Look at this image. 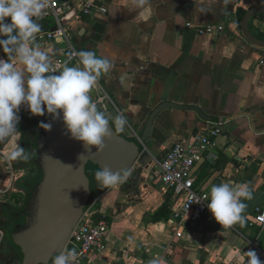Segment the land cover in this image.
<instances>
[{
  "label": "crops",
  "instance_id": "crops-1",
  "mask_svg": "<svg viewBox=\"0 0 264 264\" xmlns=\"http://www.w3.org/2000/svg\"><path fill=\"white\" fill-rule=\"evenodd\" d=\"M100 2L107 12L73 21L70 35L79 52H94L113 64L98 80L120 110L111 105L105 112L111 123L116 115H125L128 125L119 133L136 139L150 111L163 101L197 106L206 115L222 119L218 123L221 133L195 165V184L210 192L222 182L243 183L252 198L243 201L242 223L220 229L214 222L201 221L202 232L186 229L175 237L168 224L172 194L162 189L153 174L157 168L147 169L133 185L134 168L122 184L107 187L92 199L109 227L104 249L82 264H150L154 259L158 264H246L244 253L254 250L253 244L264 249V229L248 224L254 207L264 203V49L243 37L239 15L262 0ZM51 19L36 23L41 30L49 29ZM186 23L220 25L223 30L198 34ZM44 24L48 27L43 28ZM250 30L264 36V21L253 18ZM38 46L50 60L62 54L61 43ZM18 69L24 66L19 63ZM134 104L139 105L138 112L129 110ZM18 114L50 116H33L21 108ZM213 125L199 119L195 111L165 109L156 117L145 144L161 157L174 141H188L200 129ZM16 135L0 150L6 158L11 151L7 154L6 148L14 147ZM2 168L0 187L12 178ZM166 198L169 214L155 219ZM1 244L0 233V248Z\"/></svg>",
  "mask_w": 264,
  "mask_h": 264
},
{
  "label": "clouds",
  "instance_id": "clouds-1",
  "mask_svg": "<svg viewBox=\"0 0 264 264\" xmlns=\"http://www.w3.org/2000/svg\"><path fill=\"white\" fill-rule=\"evenodd\" d=\"M145 3L147 0H138L140 5ZM46 6L47 0H0V50L7 57L0 58V142L16 134L19 109L25 105L33 116L47 113L54 119L62 117L71 138L82 141L87 150L93 146L102 150L113 130L109 117L98 110L89 93L113 64L106 57L81 50L76 55L82 67L65 65L59 74H50L49 54L33 46L41 31L33 18H39ZM6 18L10 22H6ZM16 59L24 66L23 70L13 63ZM129 110L138 112L139 105H130ZM114 124L116 132H123L128 125L127 117L116 115ZM41 126L45 130L51 128L49 124ZM28 158L20 145L10 153L12 160ZM128 175L127 170L113 171L107 166L95 173L96 180L105 187L122 184ZM209 197V212L217 223L229 227L243 222L242 213L246 209L243 201L251 199L252 192L246 184L228 181L213 185ZM244 255L246 264H264L254 250ZM74 259V250H62L54 257L53 264H72ZM150 264H158V261L154 259Z\"/></svg>",
  "mask_w": 264,
  "mask_h": 264
},
{
  "label": "water",
  "instance_id": "water-1",
  "mask_svg": "<svg viewBox=\"0 0 264 264\" xmlns=\"http://www.w3.org/2000/svg\"><path fill=\"white\" fill-rule=\"evenodd\" d=\"M263 2L247 9L240 21L243 37L262 49L264 39L251 32L249 23L255 16L264 13ZM165 109L192 110L201 120L222 123V119L206 115L197 106L163 101L150 111L139 139H128L117 133L109 120L113 135L105 140L102 150H96L94 146L87 150L82 141L71 138L62 117L54 119L50 115L41 124H27L25 130L30 139L28 148L41 176L30 187L21 210L11 216L14 224L7 244L8 254L15 255L18 252V264H53L54 257L63 250L70 232L92 201L86 165L91 163L99 170L107 166L119 172H130L135 168L131 179L136 185L146 170L153 166L147 154L139 156L141 142H146L156 117ZM42 124L51 125L50 130H45ZM137 161L139 164L133 167ZM20 218L24 219V223H19Z\"/></svg>",
  "mask_w": 264,
  "mask_h": 264
},
{
  "label": "built area",
  "instance_id": "built-area-1",
  "mask_svg": "<svg viewBox=\"0 0 264 264\" xmlns=\"http://www.w3.org/2000/svg\"><path fill=\"white\" fill-rule=\"evenodd\" d=\"M106 12V6L99 0H47V6L42 11L41 16L33 19L38 22L52 18L53 26L41 30L36 35L33 46L51 42L62 44V54L51 59L50 74H59L65 65L82 67L79 64V57L76 55L79 51L70 35L71 24L83 15L105 14ZM6 22H10L8 18H6ZM186 26L198 34H210L223 30L220 25L217 27L212 25L195 26L186 23ZM0 58L7 59L2 50H0ZM13 63L18 68L19 60H13ZM90 97L96 103L97 108L104 113L111 105L114 106L113 101L107 92L102 89L99 81L92 89ZM20 108L24 111L28 110L25 105ZM114 108L120 113L118 108L115 106ZM221 131L222 129L218 124L202 128L194 133L188 141H174L161 157L153 155L146 144L141 142L139 156L147 154L150 157V163L153 164L154 168H157L153 174L159 178L162 189L172 194L168 224L175 237H180L186 229L202 232L199 225L201 221L214 222L220 229L228 228L217 223L209 212L207 203L209 202L210 192L196 186V176L194 174L195 165L203 159L212 140ZM136 139H139L137 135ZM137 164H139L138 161L133 167ZM94 205V203H90L87 209L82 212L64 245V252L69 250L75 252V259L72 264H82L94 254L100 253L105 247L104 240L108 233L109 224L103 216L99 215ZM248 224L250 226L258 225L261 229H264V203L254 207ZM229 227H232V225ZM253 246L260 260L264 262V249L256 244H253Z\"/></svg>",
  "mask_w": 264,
  "mask_h": 264
},
{
  "label": "flooded vegetation",
  "instance_id": "flooded-vegetation-1",
  "mask_svg": "<svg viewBox=\"0 0 264 264\" xmlns=\"http://www.w3.org/2000/svg\"><path fill=\"white\" fill-rule=\"evenodd\" d=\"M20 122L17 129V136L15 138V145L11 149L10 153L16 148L17 145L23 147L25 153L28 155V160L10 159V153L7 156V161H1L0 167H10L8 171L11 172L12 178L7 183L4 182V185L0 187V202L2 203L3 212L0 213V233L2 246L0 250V264H18L15 255L8 254L7 252V244L10 239L11 229L14 224V219L11 217L12 214L18 213L24 205L26 200L28 191L32 185H34L41 176L40 171L34 164L33 156L28 148L30 143V139L28 137L27 132H23L21 128H25V126L31 122L43 123V117H28L25 114H19ZM13 137V136H12ZM11 138V137H10ZM7 138L6 140L0 142V147L10 140ZM154 167V166H152ZM5 173V172H4ZM1 183V180H0ZM19 223H24V219L20 218Z\"/></svg>",
  "mask_w": 264,
  "mask_h": 264
},
{
  "label": "trees",
  "instance_id": "trees-1",
  "mask_svg": "<svg viewBox=\"0 0 264 264\" xmlns=\"http://www.w3.org/2000/svg\"><path fill=\"white\" fill-rule=\"evenodd\" d=\"M245 13V10L244 11H240V17H242V15ZM254 18H259L260 20L264 21V13L263 14H259L257 16H255ZM42 21V20H40ZM251 21L252 19L250 20V23H249V26L251 27ZM41 23V22H40ZM41 25V24H39ZM47 24H44V27L43 28H47ZM254 34V33H253ZM255 36H257L258 38H261V39H264V36L263 34L261 33H255L254 34ZM6 56V55H5ZM7 58V57H6ZM23 132H25V128H21ZM119 133V132H117ZM120 134V133H119ZM89 164V163H88ZM87 166V165H86ZM85 172H86V168H85ZM91 180V179H90ZM107 187L105 186H102V184L99 182L97 183L95 186H94V189L92 190L91 188V183H90V189H91V200L94 198V196L102 191H104ZM170 195V194H169ZM169 195H168V198H169ZM168 198L165 199V201L163 202L162 206L156 211L155 213V216L154 218L155 219H158L160 218L161 216L163 217H166L168 214H169V210H168Z\"/></svg>",
  "mask_w": 264,
  "mask_h": 264
},
{
  "label": "rangeland",
  "instance_id": "rangeland-1",
  "mask_svg": "<svg viewBox=\"0 0 264 264\" xmlns=\"http://www.w3.org/2000/svg\"><path fill=\"white\" fill-rule=\"evenodd\" d=\"M52 20V19H51ZM113 127L115 128V124L113 123ZM17 136V135H16ZM12 148H11V146H8L7 148H6V150H7V154L9 153L8 151L9 150H11ZM0 159H3V160H5L6 161V156L5 155H3L2 153H0ZM7 167H3L2 168V170H3V172H5L6 173V171H8V168L6 169ZM1 170V171H2ZM99 169H98V167L97 166H95V165H93V164H91V163H89V164H87V166H86V173H87V175L89 176V178L91 179L90 180V182H91V188H92V190L94 189V186L97 184V183H99L97 180H96V177H95V173L98 171ZM2 173V172H1Z\"/></svg>",
  "mask_w": 264,
  "mask_h": 264
}]
</instances>
